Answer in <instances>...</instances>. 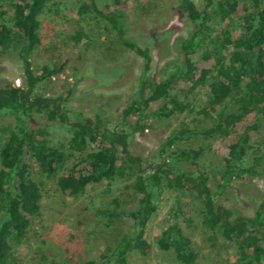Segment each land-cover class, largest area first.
I'll return each mask as SVG.
<instances>
[{
    "label": "trees",
    "instance_id": "1",
    "mask_svg": "<svg viewBox=\"0 0 264 264\" xmlns=\"http://www.w3.org/2000/svg\"><path fill=\"white\" fill-rule=\"evenodd\" d=\"M173 1L189 26L188 35L179 41L181 63L151 77V45L167 37V32L143 36L142 46L127 34L126 22L118 11L126 1L112 0L101 6L97 0H85L80 4V13L92 10L105 18L120 42L143 58V64L134 80L133 98L123 109L120 127L110 128L97 112H79L71 122L69 138L57 145L48 127L54 121L66 120L70 89L54 97L43 96L39 89L64 65L44 63L36 68L31 56L41 43L43 15L58 3L0 0V50H14L24 71L22 85L0 81V111L14 118L13 124L0 125V264H13L14 245L26 237L33 218L41 211L43 177L56 176L70 159L72 164L56 176L63 194L80 196L90 184L124 178L130 180L126 187L133 193L127 211L115 207L99 210L104 216L131 218L116 244L98 258L75 264H129L134 251L149 255L153 245L146 235L147 227L166 194L174 201L156 244L181 263H196L199 252L193 223L182 199V193L191 190L201 203L200 223L208 239L222 236L236 247V259L226 264H264V194L251 217L234 216L233 210L216 197L233 187L235 180L264 174V150L250 142L259 125L247 122L256 115L264 116V0ZM85 35L79 26L68 38L77 44ZM89 68L106 70L90 66L87 75ZM119 71L111 72L118 78ZM155 101L160 104L153 110ZM41 113L50 123L29 128L27 121ZM182 113H186L185 119L159 148L160 159L146 166L131 151L129 137L144 134L153 115L166 118ZM203 120L209 124L203 125ZM228 136L237 138L220 149L221 167L215 173L216 189L212 191L210 177L199 161L214 145L208 141L194 146L193 139ZM180 163L196 169H181ZM113 200L120 203L117 197Z\"/></svg>",
    "mask_w": 264,
    "mask_h": 264
},
{
    "label": "rangeland",
    "instance_id": "2",
    "mask_svg": "<svg viewBox=\"0 0 264 264\" xmlns=\"http://www.w3.org/2000/svg\"><path fill=\"white\" fill-rule=\"evenodd\" d=\"M57 1L51 11L42 17L40 34L41 43L35 48L31 59L36 68L44 63L64 65L61 72L47 81L39 92L43 96L54 97L70 89L65 102L67 118L57 120L49 125L50 137L57 145L67 141L70 135L71 122L79 112L99 113L110 128L120 127L123 109L133 98L134 80L139 76L143 58L133 50L125 47L111 24L95 11L79 12L80 4L85 0H52ZM126 6L118 8L126 22L127 34L144 46L143 36L167 32V37L151 45L152 62L148 77L159 71H165L176 63H181L179 41L188 35L189 26L182 14L175 8L173 0H124ZM200 4L199 0H195ZM104 6L112 0H97ZM81 26L85 31L82 41L74 44L68 35ZM235 32H238L235 29ZM90 66L100 67L92 70ZM119 69V77L112 73ZM111 70V71H110ZM23 65L12 49L0 50V81L14 82L22 85ZM101 85H97V84ZM204 98V94L200 95ZM160 101L152 102V109H157ZM186 113L172 117L158 118L155 115L148 120L150 126L144 134L135 133L129 137L131 151L142 158L146 166L153 165L160 159L159 148L163 145L172 130ZM13 115L0 111V125L14 123ZM257 122L259 128L252 134L251 144L264 150V116L256 115L248 123ZM46 115L27 121L29 128L45 125ZM209 124L208 120L202 121ZM237 136L225 138L201 137L193 139V145L213 143V149L207 151L200 159V168L209 175L211 190L216 189L215 173L221 167V155L229 143ZM177 147V144L173 148ZM72 159L61 168L58 174L66 170ZM34 177L38 179V168L35 163ZM179 168L195 170L186 163ZM57 174V175H58ZM56 175V176H57ZM56 176L43 177V198L40 213L33 218L28 234L21 243L14 245L11 261L13 264H75L88 258H98L101 253L112 248L124 229L131 223L127 215L104 216L99 212L105 207H115L127 211L132 206V191L126 187L128 178L101 185H88L86 192L80 196L63 194L57 186ZM264 194V174L248 175L235 180L233 187L216 195L219 203L233 210L234 216H253L255 207ZM114 197L120 203L114 202ZM183 206L188 210L194 228L195 247L199 252L198 261L194 264H226L236 259V247L219 236L208 239L200 223L199 209L201 203L194 190L182 193ZM174 197L164 195L159 209L147 227V237L153 245L147 256L132 252L129 264H184L172 252L161 251L156 239L159 236L164 220L169 216ZM264 244V237L262 238Z\"/></svg>",
    "mask_w": 264,
    "mask_h": 264
}]
</instances>
